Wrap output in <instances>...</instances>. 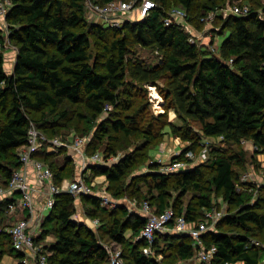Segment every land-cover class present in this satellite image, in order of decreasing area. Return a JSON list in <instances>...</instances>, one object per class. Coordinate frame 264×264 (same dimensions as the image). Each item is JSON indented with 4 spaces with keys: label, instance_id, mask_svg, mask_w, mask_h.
I'll list each match as a JSON object with an SVG mask.
<instances>
[{
    "label": "trees",
    "instance_id": "16d2710c",
    "mask_svg": "<svg viewBox=\"0 0 264 264\" xmlns=\"http://www.w3.org/2000/svg\"><path fill=\"white\" fill-rule=\"evenodd\" d=\"M12 1L7 21L13 29L10 39L17 48V60L9 74L0 52V160L7 163L1 165L3 183L0 185L7 184L13 172L20 168L18 150L27 143L32 124L48 138L55 137L45 129L54 125L50 116H67V111L58 112L66 102L83 103L89 111L79 113L85 125L83 134H90L97 126L101 134L97 135L98 138L109 128L132 135L133 126L137 127L139 123V113L126 114L123 118L117 112L110 113L98 122L109 110L108 106L123 110L131 107L130 103H125L120 91L127 84L128 75L135 82L157 86L167 107L174 108L183 121L199 124L204 136L222 137L234 144L251 140L253 146L259 148L256 152H264V18L257 10L250 9L244 16L230 14L221 17V34L228 33V36L222 43L220 58L203 53L197 43L190 42L192 33L187 32L178 19L166 23L171 17L166 9L169 0H154L156 7L148 16L109 27L113 37L104 44L102 62L93 64L91 33L104 36L105 31L102 26L88 24L85 14L87 0ZM94 1L106 4L127 0ZM198 1L175 0L178 7L190 15ZM212 2V5H203L204 12L199 17L201 23H205L202 17L216 9L215 1ZM134 46L157 52L162 61L155 66L128 61ZM160 81H165V86ZM33 113L40 114V117L32 116ZM168 126L174 134L192 143L189 150L199 147L201 136L190 125L178 127L170 123ZM50 149L54 151L50 152ZM55 154L54 147L43 144L34 155L45 162ZM243 155V152L214 151L209 163L213 175L208 185L204 183V173L198 166L177 173L153 171L149 175L151 189L159 192L156 214L168 208V189L172 184L183 194L190 191L202 194L195 206L190 204L185 209H174L175 214L184 215L189 224L203 220L202 208L213 207L204 192H222L224 203L239 207L234 215L225 213L216 230L203 236L204 247H216L217 250L210 264H264V248L253 239L254 235L264 234V199L258 198L255 204H249L238 191L237 181L245 174L236 173L235 165L243 162ZM176 158L185 159L181 155ZM132 161L133 158L127 156L113 165L94 164L89 169L96 175H105L111 183L121 184ZM50 167L55 174V183L61 185L66 166L59 170H55L54 165ZM87 180L90 182V176ZM261 190L264 191V185ZM85 199L101 208L100 197L88 195ZM146 200L154 206L151 200ZM13 201L14 198H9L1 203L7 214L8 205ZM74 202L75 197L66 192L55 196V204L41 226L43 230L40 236L37 235L36 243L38 238L54 234L55 242L42 249L43 252L51 251L46 252L47 264H103L109 253L94 230L74 219ZM121 211L122 217H114L105 232L114 242L126 247L127 253L123 257L129 260L128 264H161L145 254L144 247L148 242L137 240L146 219L124 207ZM223 220L230 226L239 227L241 232L222 231ZM126 230H131L137 241L126 238ZM173 234L159 233L152 248L158 246L162 237L171 236L178 240L177 258L184 262L192 260L198 250L194 240L188 234H175L178 237ZM1 237L10 242L12 253L16 252L18 258L24 257L13 248L9 233L0 232ZM5 250L0 247V261Z\"/></svg>",
    "mask_w": 264,
    "mask_h": 264
},
{
    "label": "rangeland",
    "instance_id": "374dc122",
    "mask_svg": "<svg viewBox=\"0 0 264 264\" xmlns=\"http://www.w3.org/2000/svg\"><path fill=\"white\" fill-rule=\"evenodd\" d=\"M212 1L213 0H199L198 6H195L193 10V14H187L185 19H179V21L183 24L187 32L192 33L191 38L194 39V42L198 44L203 53H212L222 58L220 50L228 33L224 35L221 34L223 30V19L221 17L233 14L232 12L234 8L240 7L243 10H257L264 18V0H214L217 7L210 13H215L218 18H215L216 20L212 22L201 23L199 17L204 12L203 5H212ZM140 3V0H136L131 12L116 15H122L119 17V26L128 19H142L139 15ZM178 6L179 5L175 0H169L166 9L171 14ZM85 14L89 25L96 24L102 26L105 31L104 36L97 32L90 31V33L92 32L91 62L96 64L102 62L103 57L101 53H104L105 51L104 44L109 42L113 37V33L111 32L112 28L109 27L117 26H110L102 17L95 14L89 6H86ZM1 22L3 23L2 18H0V25H2ZM12 30V26L8 21L4 27L0 26V41L2 42L3 47L1 53L5 58V68L9 74L14 70L16 61L15 57H17L15 56V54H17V48L14 42L10 39ZM7 32L10 34L9 37L7 36ZM128 58V61L130 62H141L148 66H155L162 61V56L160 54L151 49H144L140 46H134L128 55ZM160 83L162 86H165V81H160ZM120 91L125 103H130L131 107L128 110H123L111 106L105 115L98 119V122L107 118L110 113L114 114L117 112L121 114L119 117L122 118L126 114L139 113L141 114L139 117V123L137 127L133 126L135 131L132 135L129 136L124 133H118L109 128L105 135L98 138L97 135L101 134L100 128L98 127V130V128H96L97 126L90 134H83L85 132V125L83 119L79 117V113H89V111L85 109L83 103L72 104L69 102L62 105L58 111L59 114L62 111H67V116H50L49 119L52 123L54 122V125H48L45 129L55 135V137L52 138H59L68 144V146H65L63 149L55 148V156L52 157V159L49 158V160L45 159V163L48 165H54L55 170H59L60 167L66 166L63 176L64 179L71 180V182L76 179L77 171L79 173V170L81 169V165L77 163L79 157L75 159L73 151L79 150L75 148V141L77 138H85L79 152L81 153L80 160H83L84 162L82 164L83 172L86 174H89L87 170L89 166L94 165L92 162L93 156L96 153H99L103 160H108L106 162L110 165L118 163L122 158L127 156L133 158L132 164L126 171L121 184L111 183L105 175H96L91 171V175L89 176L90 182L93 183L92 195L100 197L102 201L101 208L96 207L88 199H85V196H75L74 219L78 223L94 230L100 243L109 253V257L103 262V264H128L129 260L126 257H123V254L127 253L126 247L110 239L107 232H105V228L112 224L114 217H122L123 213L121 208L124 207L131 210H133L132 208L137 209L138 207H141L145 199L152 201L154 205L152 206V210H155L160 202L159 192L156 189H151V178H149V175L153 171L163 172V166L170 163L179 155L185 157L184 160L187 162V169L195 168L197 166L202 168L204 173V183L208 185L209 180L213 175L209 163L214 151L232 154L243 152V162L235 165L236 173L241 172L243 173L242 176L245 174V177L241 176L242 179L237 181L238 191L243 195V198H245V202L249 204H255L258 198L264 199V191L261 190V187L264 185V152H256L251 140H245L240 144H234L224 141L222 137L216 138L204 136L199 124L191 121H183L174 108L169 109L167 107L165 99L161 95L157 86L153 84L144 85L141 82H135L129 75L127 77V84ZM32 116L39 118L40 114L33 113ZM170 123H174L178 127L190 125L193 130L201 136L199 147L196 150H193L192 156L189 155V149L192 143L174 134L168 126ZM149 130H151V132ZM187 156H190L191 158ZM4 164H7L6 161L0 160V183H3L1 165ZM147 180H149V182ZM60 184V186H64V184L62 185V182ZM168 190L170 195L168 202L170 203L167 209L173 210L185 209L186 206L190 204L195 206L202 195L197 191H190L183 194L181 189L174 186V184H172ZM243 190L247 192H244ZM115 193L119 195H115ZM204 194L210 197L213 208H218L220 211L227 213V215H234L239 211L238 206L224 203L222 192L213 190L212 192H204ZM248 195L250 196L248 197ZM200 211L202 213L201 217H204L203 220H205L206 209L202 208ZM48 213L49 211H47L45 215ZM11 219H13V216H11ZM19 220H21V218H15V220L13 222L10 221L8 225L11 227ZM210 226H214L212 222L210 223ZM221 226L222 231L225 232H241L239 227L230 226L226 220L221 222ZM49 228L52 229L53 226L50 225ZM5 229L7 228L1 227L0 232H5ZM170 233H174L173 235L177 234V232L174 231ZM48 235L49 237L43 236L37 239L36 244L41 250L45 246L49 247L55 242L54 234L50 233ZM125 237L128 239L133 238L137 241L133 237L131 230L125 231ZM253 239L258 241L257 243L261 248H264V234L254 235ZM177 243L178 240L171 236L168 238L162 237L158 241V246L156 248H152L146 252L144 247V252L147 256H153L156 258L161 264H210L212 262V260L202 262L198 257V251L196 252L195 257L188 262L179 260L175 255ZM0 247L7 249L5 250L0 264H33L34 262L33 257L28 256L27 262L23 263L22 258H18L15 255L16 252L12 253L13 250L11 249V244L6 238L1 237ZM46 252L48 254L51 251ZM46 252L42 251L43 254H46Z\"/></svg>",
    "mask_w": 264,
    "mask_h": 264
},
{
    "label": "built area",
    "instance_id": "2783aa9c",
    "mask_svg": "<svg viewBox=\"0 0 264 264\" xmlns=\"http://www.w3.org/2000/svg\"><path fill=\"white\" fill-rule=\"evenodd\" d=\"M136 0L131 1H112L106 4L96 3L94 0H87L89 6L95 14L102 17L106 23L110 26H119V17L116 16L120 13L131 12ZM139 15L144 18L148 16L151 11L156 7L154 0H140ZM13 6L12 0H0V18L3 19V26L7 23V16ZM249 9L243 10L240 7H235L233 14L238 16L247 15ZM187 12L181 7L175 8L171 13V17L166 19L167 24H171L173 19H185ZM216 18L215 13H209L202 17L203 22H212ZM5 30V29H3ZM7 30V29H6ZM7 32V36L9 37ZM190 42L194 43V39L190 38ZM2 42L0 41V52L2 51ZM232 62V60H230ZM110 109V107H107ZM85 138H77L75 141V148L80 151ZM245 141V140H244ZM43 144H50L54 148H61L68 146L59 138H48L42 133L35 125H31L28 133L27 143L19 148L18 156L21 163L20 168L16 169L7 184L0 185V197L4 199H13L15 195H20V200L26 210L29 212V216L25 219H21L13 224L8 233L11 235V241L13 248L20 253L24 254L22 258L23 263L28 260V253L33 256V264H47L46 254L42 253V250L36 244L37 235L30 229V216L33 214V186L29 182L27 168L29 165H33L37 171L38 182L42 187H46L49 190V197L47 199L46 208L51 210L55 204V196L61 193H69L75 196H88L93 194V183L89 182L88 175H81L78 179L72 181L68 186H60L55 183V174L50 165L43 160L37 158L34 154L39 151ZM258 150V147H254ZM189 155H193V150H189ZM190 156H187L191 158ZM108 160H103L99 153L93 156V164L108 165ZM187 162L183 159L174 158L170 163L163 166V172L173 173L187 169ZM245 177V175H244ZM104 199V198H103ZM15 202H10L8 207L11 211L15 209ZM142 212L147 213L146 223L143 227L141 234L137 237V240L143 239L148 242V246L145 248L146 252L152 249L156 237L159 233L174 231L180 234H188L194 240V246L198 247V257L202 262L210 261L214 259L216 253V247L206 249L204 247L203 236L216 228L217 223L224 217L225 213L216 208L206 209L205 220L196 224H189L184 215L177 216L173 209H167L161 214H156L152 211V206L149 201H144L141 205ZM50 212V211H49ZM214 226H210V223Z\"/></svg>",
    "mask_w": 264,
    "mask_h": 264
},
{
    "label": "crops",
    "instance_id": "0c3cea01",
    "mask_svg": "<svg viewBox=\"0 0 264 264\" xmlns=\"http://www.w3.org/2000/svg\"><path fill=\"white\" fill-rule=\"evenodd\" d=\"M15 56H17V54H15ZM16 60H17V57H15ZM15 64H16V61H15ZM15 67V65H14ZM8 72V71H7ZM54 150L51 149L50 152H52ZM74 151V158L77 159V157H79V159H77V163L79 165H81V169L79 170L80 172L78 173L77 171V177L76 179H78L81 175H91V170L88 168V173L89 174H86L85 172H83V160H80L81 159V156H80V152L79 151H76V150H73ZM79 161V162H78ZM85 170V169H84ZM27 172H28V177H29V182L30 184L33 186L34 190H33V193H32V197H33V203H34V210H33V214H31L30 216V229L36 234V235H39L43 228L41 227L45 218L47 217V215L49 214H46L45 213L47 211H50L48 208H46V203H47V199L49 197V190L48 188L46 187H42L39 182H38V178H37V171L36 169L34 168L33 165H29L28 168H27ZM75 179V180H76ZM71 183V180L69 181L68 179H63L62 181V185L64 184V186H68L69 184ZM99 197V196H98ZM20 195L17 194L14 196V201L16 206H15V209L13 211H11L10 209L8 210V214L6 213V208L5 206H1V203L3 202V200H5L4 198L0 197V212L3 214L0 216V228L2 227H5L7 229H5V232L8 233V230L10 229V225L9 222L10 221H14L15 218L16 219H25L26 217L29 216V212L28 210L25 209V207L23 206V204L21 203V200H20ZM2 209L5 210V212H2ZM133 210L129 209L130 212L132 213H135V214H138V215H141L143 216L145 219L146 217H148V214L147 213H144L142 212V209L141 207H138L137 209L135 208H132ZM153 212H155L154 210H152ZM13 216V219H11V216ZM82 223V222H81ZM12 225V224H11ZM41 227V229H40ZM212 230H216L215 229H212ZM4 231V230H3ZM170 232H173V231H170ZM179 234V233H177ZM49 237V235H48ZM55 241V240H54ZM28 256L30 257H33L30 252L28 253Z\"/></svg>",
    "mask_w": 264,
    "mask_h": 264
},
{
    "label": "bare ground",
    "instance_id": "6f19581e",
    "mask_svg": "<svg viewBox=\"0 0 264 264\" xmlns=\"http://www.w3.org/2000/svg\"><path fill=\"white\" fill-rule=\"evenodd\" d=\"M159 98V97H158ZM10 227V226H9Z\"/></svg>",
    "mask_w": 264,
    "mask_h": 264
}]
</instances>
